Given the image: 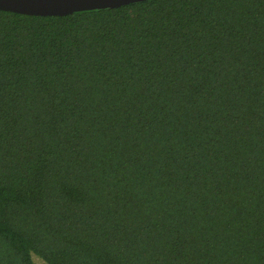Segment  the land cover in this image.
<instances>
[{
  "label": "trees",
  "instance_id": "16d2710c",
  "mask_svg": "<svg viewBox=\"0 0 264 264\" xmlns=\"http://www.w3.org/2000/svg\"><path fill=\"white\" fill-rule=\"evenodd\" d=\"M264 264V0L0 9V264Z\"/></svg>",
  "mask_w": 264,
  "mask_h": 264
},
{
  "label": "water",
  "instance_id": "95a60500",
  "mask_svg": "<svg viewBox=\"0 0 264 264\" xmlns=\"http://www.w3.org/2000/svg\"><path fill=\"white\" fill-rule=\"evenodd\" d=\"M139 0H0V9L35 15H63L73 11L117 7Z\"/></svg>",
  "mask_w": 264,
  "mask_h": 264
},
{
  "label": "rangeland",
  "instance_id": "374dc122",
  "mask_svg": "<svg viewBox=\"0 0 264 264\" xmlns=\"http://www.w3.org/2000/svg\"><path fill=\"white\" fill-rule=\"evenodd\" d=\"M33 259H34L36 262H38V263H41V264H42L41 260H40V259H38L36 256H33Z\"/></svg>",
  "mask_w": 264,
  "mask_h": 264
}]
</instances>
